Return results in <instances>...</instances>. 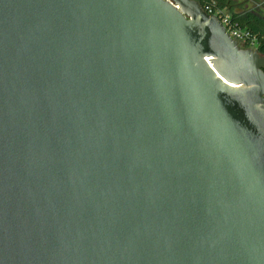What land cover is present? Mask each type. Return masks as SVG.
<instances>
[{"label": "water", "instance_id": "water-1", "mask_svg": "<svg viewBox=\"0 0 264 264\" xmlns=\"http://www.w3.org/2000/svg\"><path fill=\"white\" fill-rule=\"evenodd\" d=\"M0 264H264V56L196 0H0Z\"/></svg>", "mask_w": 264, "mask_h": 264}, {"label": "flooded vegetation", "instance_id": "flooded-vegetation-1", "mask_svg": "<svg viewBox=\"0 0 264 264\" xmlns=\"http://www.w3.org/2000/svg\"><path fill=\"white\" fill-rule=\"evenodd\" d=\"M201 7L205 10L207 7L213 9H221L224 13L240 16H254L258 20L264 22V0H196ZM233 24L239 28L237 23ZM240 29V28H239ZM254 47L256 42L254 41ZM248 49V48H245Z\"/></svg>", "mask_w": 264, "mask_h": 264}, {"label": "built area", "instance_id": "built-area-1", "mask_svg": "<svg viewBox=\"0 0 264 264\" xmlns=\"http://www.w3.org/2000/svg\"><path fill=\"white\" fill-rule=\"evenodd\" d=\"M205 11L219 18L221 23L227 30V33L236 40L242 48H252L254 47V39H252L246 31L237 28L233 24L232 16L230 14L224 13L221 9H213L212 7H207Z\"/></svg>", "mask_w": 264, "mask_h": 264}, {"label": "trees", "instance_id": "trees-1", "mask_svg": "<svg viewBox=\"0 0 264 264\" xmlns=\"http://www.w3.org/2000/svg\"><path fill=\"white\" fill-rule=\"evenodd\" d=\"M232 20L238 24L240 29L249 33L250 37L255 40L260 54L264 56V22L256 19L252 15H232Z\"/></svg>", "mask_w": 264, "mask_h": 264}, {"label": "rangeland", "instance_id": "rangeland-1", "mask_svg": "<svg viewBox=\"0 0 264 264\" xmlns=\"http://www.w3.org/2000/svg\"><path fill=\"white\" fill-rule=\"evenodd\" d=\"M249 49V48H248ZM251 49H255V48H251Z\"/></svg>", "mask_w": 264, "mask_h": 264}]
</instances>
